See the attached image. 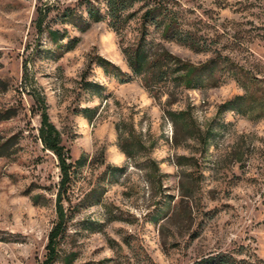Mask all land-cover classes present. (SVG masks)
<instances>
[{
  "label": "rangeland",
  "instance_id": "374dc122",
  "mask_svg": "<svg viewBox=\"0 0 264 264\" xmlns=\"http://www.w3.org/2000/svg\"><path fill=\"white\" fill-rule=\"evenodd\" d=\"M169 1L211 51L158 44L196 66L230 58L264 101V0ZM90 3L105 7L0 0V264H264V111L227 109L246 94L233 79L157 93L120 83L101 60L131 73L140 22L118 34L88 20ZM182 110L191 135L168 115Z\"/></svg>",
  "mask_w": 264,
  "mask_h": 264
},
{
  "label": "trees",
  "instance_id": "16d2710c",
  "mask_svg": "<svg viewBox=\"0 0 264 264\" xmlns=\"http://www.w3.org/2000/svg\"><path fill=\"white\" fill-rule=\"evenodd\" d=\"M104 3V8L89 4V21L105 22L118 34L132 21L140 22L136 44L125 50L131 73L123 72L114 66L110 68V63L101 60L106 72L114 75L120 83H131L140 78L147 89L157 93L170 85L189 90L207 89L218 87L227 79H233L246 91V94L227 102V109L242 115L249 114L256 108L264 111V101L255 93L257 84L230 58L220 57L209 64L196 66L174 57L158 44L159 37L168 41H177L197 52L211 51L208 42L202 41L191 31L183 28L181 12L172 6L169 0H104ZM52 34L59 36L57 32ZM168 115L188 135L194 133L195 122L191 112L168 111ZM43 121L46 129L42 130V139L46 147L53 150L60 159L64 158L66 149L61 146L60 139L54 127L48 123L46 115ZM124 149L131 151L130 148ZM60 228L59 225L51 234L49 246L51 263L58 257L55 246L60 235ZM214 262L216 264L230 263L228 258L212 259L209 263Z\"/></svg>",
  "mask_w": 264,
  "mask_h": 264
}]
</instances>
